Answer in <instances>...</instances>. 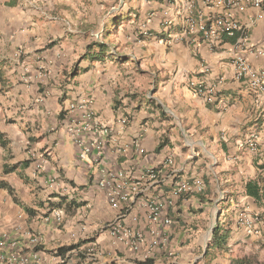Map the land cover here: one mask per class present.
Masks as SVG:
<instances>
[{"label": "crops", "instance_id": "0c3cea01", "mask_svg": "<svg viewBox=\"0 0 264 264\" xmlns=\"http://www.w3.org/2000/svg\"><path fill=\"white\" fill-rule=\"evenodd\" d=\"M192 1L208 24L221 13L210 0ZM188 7V0H0V241L9 240L0 252H38L41 264H232L264 243V83L254 90L233 64L243 55L264 70V3L239 13L247 45L238 36L211 45L189 31ZM191 80L216 86V99L196 94ZM85 98L117 139L108 142V165L160 174L149 194L173 223L153 224L135 209L123 222L145 237L138 250L105 229L116 210L96 184L98 166L79 159L66 132L82 114L70 105ZM181 178L202 179L204 191L174 196ZM250 181L260 198L248 194ZM62 184L78 198L62 197ZM54 209L65 211L61 226L46 218ZM242 213L251 230L239 223ZM216 227L225 236L219 246ZM153 229L168 240L147 256Z\"/></svg>", "mask_w": 264, "mask_h": 264}, {"label": "built area", "instance_id": "2783aa9c", "mask_svg": "<svg viewBox=\"0 0 264 264\" xmlns=\"http://www.w3.org/2000/svg\"><path fill=\"white\" fill-rule=\"evenodd\" d=\"M189 1L188 16L186 17L187 29L191 32H201L203 38L211 45H215L227 36H238L241 45H247L248 32L242 25L239 13H243L249 6L260 7L264 0H210V2L221 9L220 15L212 24H208L200 19L194 13V3ZM148 35L147 29L143 32ZM259 54H264V50H258ZM238 79L247 78L252 88L256 91H263L264 70L252 67L243 55H237L233 59ZM189 87L198 95L207 98L213 102L218 96L216 86H203L195 81H189ZM70 110H81L82 114L79 118L72 117L66 124V132L71 136L78 147L79 159L85 163L91 162L99 168L96 184L104 191L106 199L110 206L116 210L114 219L105 224L113 236L119 240L125 241L131 248L138 250L142 243L146 240L142 233L135 231L132 226L123 222V219L131 215L135 209L139 208L145 212L147 219L158 225H171L172 217L165 212L164 203L157 196L149 194L159 186L162 182L158 170L152 167H144L140 171L133 173L122 168H116L108 165L107 151L108 142L110 140L117 141L113 135V128L103 122L100 116L91 108V100L83 99L79 103H72ZM123 124L128 119H121ZM257 136H252L248 140L251 148L256 147ZM140 151L142 149L139 139L134 141ZM44 161L45 155L41 154ZM172 162V159H169ZM51 184L57 182V177L52 176L49 179ZM205 189V183L202 179L196 178L189 180L181 178L175 181L173 186V195L179 198L187 199L190 194H199ZM75 189L68 185L62 184L59 188V194L69 200L78 198ZM138 215L134 219H138ZM48 221H52L56 226L63 225L65 221V211L62 209H54L51 215L46 217ZM249 229L254 227V221L250 217L243 218ZM32 242L39 244L38 236L31 238ZM168 240L165 232L158 229L152 230V239L150 241V252L157 248L160 242ZM9 240L0 241V247L3 248ZM13 243L12 246H14ZM94 252V246L89 247ZM42 257L38 252L24 253L18 251L0 252V264H41ZM48 264V263H46Z\"/></svg>", "mask_w": 264, "mask_h": 264}, {"label": "trees", "instance_id": "16d2710c", "mask_svg": "<svg viewBox=\"0 0 264 264\" xmlns=\"http://www.w3.org/2000/svg\"><path fill=\"white\" fill-rule=\"evenodd\" d=\"M103 46V44H101ZM260 185L256 181H250L247 184V192L251 196H254L256 198H260ZM214 244H217L218 246L222 244V242L225 240V236L219 235L218 227H216L214 231L213 236ZM232 264H264V262L259 261V259L255 255L245 256V257H239L234 259V262Z\"/></svg>", "mask_w": 264, "mask_h": 264}, {"label": "rangeland", "instance_id": "374dc122", "mask_svg": "<svg viewBox=\"0 0 264 264\" xmlns=\"http://www.w3.org/2000/svg\"><path fill=\"white\" fill-rule=\"evenodd\" d=\"M97 39H99V40L101 39V34L98 35ZM245 216L249 217L247 213H242V215L240 216V219H239V223H242L243 225L247 226V224L243 220V218ZM249 230H251V229H249ZM251 248L253 251H250V253L253 252L254 255L259 259V261L264 262V243H257V247H255V245H253ZM239 252H240L239 254H247L248 253V251H246V249H244V248L242 250L240 249Z\"/></svg>", "mask_w": 264, "mask_h": 264}]
</instances>
